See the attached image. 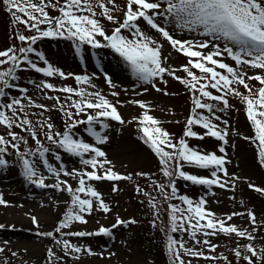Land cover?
<instances>
[{
    "label": "rangeland",
    "instance_id": "rangeland-1",
    "mask_svg": "<svg viewBox=\"0 0 264 264\" xmlns=\"http://www.w3.org/2000/svg\"><path fill=\"white\" fill-rule=\"evenodd\" d=\"M34 2L40 3V0H34ZM45 2L47 3L48 0ZM51 3L56 4L57 7H49L46 10L51 17H58L60 15L58 8L65 3V0H51ZM92 3L96 12L95 18L103 25L105 32L111 34L112 30L123 22L127 0H114L112 3L104 0V3L112 9L116 22L109 21L101 15L102 9L97 0H92ZM164 7L166 5H162V9ZM156 19L175 39L193 43L207 41V48L198 49L205 54L214 50V44L219 45L221 51L224 50L225 45L233 47L234 51H239L238 45L203 35L202 29L196 31L181 29L171 17ZM138 24L141 30L162 45V65L174 70L176 76L186 77L187 74L182 70V66L188 64L189 58L173 49L169 42L151 29L143 19L139 20ZM47 28V24L40 25L41 30ZM18 34L38 35L35 29L29 30L23 24L14 23L6 5L0 0V51L13 46L17 49L26 47L27 42L19 41ZM122 34L131 38L128 30H122ZM97 39L102 44L107 43L102 37L97 36ZM77 44L78 41L66 37H43L37 40L33 45L36 52L29 53V59L40 67L47 66L46 60L54 68L64 72L65 77L58 74L47 77L30 68L25 62L16 70L18 78L11 81L14 86L6 88L5 96L0 98V104L10 103L14 98L21 99L23 111L19 110V105L16 106V123L18 124L19 119L25 116L32 122L31 127L37 133L36 138L41 141L43 147L49 149L45 156H39L37 149L41 145H37L30 131L24 128L14 125L12 129H8L0 125V135L11 140L8 135L11 131L23 137V140H16L13 143L19 144V151L27 154L32 160L38 176L44 177L46 185L67 181L75 189L79 186L77 176H68L61 172V175L56 177L48 170L44 161L46 160L47 164H51L58 170L62 168L70 173L74 170L87 172L92 171L91 166L84 165L81 161L91 158L94 154L86 153L81 158L66 152L46 139L45 133L49 130L46 127L42 128L41 124L51 123L53 133H63L68 130L66 125L72 120L86 121L88 114H95L94 109L77 114L75 108L71 107V102L79 100L80 97L64 93L59 89L72 87L77 91L84 88L89 93L100 92L117 107L125 122L121 124L111 118H100L99 122H94L92 126L107 137L102 144L89 134L86 123L76 125L71 130L72 134L75 138L82 139L105 152L106 156L99 158L111 161V165H105V169L111 167L120 175L131 176V179L87 181L102 194L110 211L105 213L100 210L98 202L93 198V211L90 214L84 213L87 223L73 222L69 228L62 230L63 233L76 231L96 233L101 227H107L111 229V235L94 234L76 237L56 233L53 239L41 233L55 232L66 212L72 208V194L67 190L40 187L29 182L23 174L20 156L8 145L6 153L3 154L7 164L0 166V194L7 202L5 205H0V226H2L0 227V248L4 249L0 252V264H173V258L167 247L169 237L183 241L185 247L194 248L203 253V256L193 257L181 250V258L186 264L189 261L191 264H248L244 256L250 253L245 249V245L252 244L258 252L264 249V193L255 190V188L264 189V164H261L259 160L258 141L253 142L255 133L247 117L246 104L239 96L231 93L226 95L228 107H225L221 101L202 98V102L214 105L213 111L209 113L207 109H197L196 114L210 116L219 130H226L228 142L225 144L207 135L204 139L186 138L190 147L202 153H216L218 156L225 157L224 167L227 169L228 176L225 177L223 172H218V175L222 182L227 181V186L221 188L218 185L193 184L174 175L171 180H174L177 189L176 196L166 200L158 185L163 184L165 191L170 195L171 180L163 175L159 157L150 145L145 143L138 119L145 109L134 102L142 101L147 105L149 114L160 121L159 126L170 134L173 142H178L184 135L187 120L193 115L192 109L195 105L192 91L167 73L162 79L154 77L150 82L141 80L132 72L124 58L111 48L97 49L84 44L80 46L81 51L78 53ZM37 53H42L44 60H41ZM18 55L22 54L18 53ZM244 58L251 59L247 56ZM216 59L222 60L238 71L246 72L245 80L253 93L262 86L259 81L249 77L264 76V70L251 68L248 65H238L226 52ZM10 66V63L0 66V70H6ZM192 71L197 76L201 75L198 69L193 68ZM76 76H88L90 83H78ZM109 78L111 84L108 83ZM44 83H52L55 90L43 88ZM233 87L243 95L249 94L242 85L233 84ZM157 88L161 91H157ZM23 89L27 91L24 92ZM208 90L214 95L223 94L216 89ZM114 92L118 95H112ZM199 95L197 91L196 96ZM49 97H59V101ZM61 104L64 105L65 111L73 112L72 118L67 117L65 111L60 110ZM36 105H44L45 108ZM0 110L12 116L10 110ZM103 123L108 124L107 129L102 127ZM193 131L199 135H204L206 132L200 125H193ZM221 147L225 149L223 153L219 151ZM183 170L189 174L211 178V173L215 169L211 167L202 169L185 164ZM99 171L103 172L104 169ZM141 173L145 175H140ZM250 184L254 187H249ZM114 187L118 190L113 191ZM138 187L141 191H137ZM61 188L66 186L61 184ZM144 193L149 195L146 196ZM80 195L85 198V194ZM181 196H187L193 200L194 204L204 199L206 201L204 207L219 219H226L232 213H243V215L233 216L227 224H234L242 230L246 229L255 239L248 240L246 237H237L235 234L229 236L218 233L216 236H204L198 233L196 240H209L217 246L213 251L203 243H195L191 238L190 230L185 232L181 228L172 232L171 205L187 208V205L180 200ZM153 203L156 205L155 208L152 207ZM249 212L255 215V224L251 222ZM32 217H36L37 223L32 221ZM118 220L125 222L135 220L136 223L118 224L112 227ZM184 227L187 225L185 224ZM65 239L73 245L91 249V254L87 251L65 252L62 244L57 242ZM237 246L242 253L240 257H237L233 251ZM49 249L55 253L54 256L49 255ZM252 259L253 264H264V260H261L259 256Z\"/></svg>",
    "mask_w": 264,
    "mask_h": 264
},
{
    "label": "snow or ice",
    "instance_id": "snow-or-ice-1",
    "mask_svg": "<svg viewBox=\"0 0 264 264\" xmlns=\"http://www.w3.org/2000/svg\"><path fill=\"white\" fill-rule=\"evenodd\" d=\"M6 5L7 11L11 14L14 23L23 24L27 29H35L38 35L25 36L18 34L17 38L21 42H27L26 47H20L19 49L9 47L6 50L0 51V66L5 64H11L6 70H0V98L5 96V89L11 88L14 85L11 81L16 80V70L23 63L34 69L36 72L43 73L47 77H51L54 74H58L61 77H65V73L54 68L52 64L45 60L46 67H40L37 63L29 59V53L36 52L33 47L37 40L43 37H66L70 40L78 41L76 51H81V45L87 44L93 48L108 47L119 53L121 57L129 64L132 72L144 81H151L154 77L163 78L167 73L174 79L180 81L187 86L193 93V103L195 107L192 109L193 115L186 122V130L183 137L178 142H173L170 134L162 129L160 121L149 114L147 105L142 101H135L142 109H145L143 115L139 117V123L141 125V131L145 143L149 144L155 154L159 157L162 165L163 175L171 178L175 175L186 181H190L193 184L198 185H218L221 188L227 186V181L222 182L218 172H223L224 176H228L227 169L224 167L226 160L224 156H218L216 153H202L201 151L190 147L187 141V137H195L198 139H204V136L214 137L219 141H223L227 144V131L219 130L218 126L212 122L210 116L196 114L197 109H207L209 113H212L214 105L207 102H202V98H208L212 101H221L228 107V100L226 95L231 93L232 95L239 96L241 101L246 104V113L248 120L251 122L255 136L253 142L258 141L259 147V160L261 164H264V76L254 75L249 79H254L260 82L262 85L257 92L253 93L249 84L245 80L246 72L238 71L236 68L216 59V57L223 56L226 52L238 65H248L251 68L264 70V0H127L126 12L124 19L119 26L114 28L111 34H107L103 25L98 19H96V12L93 7L92 0H65V3L58 8L60 15L58 17H51L46 10L49 7L56 8L57 5L51 3L48 0H40V3H35L34 0H2ZM99 7L102 9L101 15L107 18L109 21L116 22L115 17L112 15V9H110L104 0H97ZM110 3L114 0H109ZM162 5H166L162 9ZM135 6V8L133 7ZM86 13V14H85ZM157 17L172 18V21L177 23V26L181 29H187L189 31H196L202 29V34L211 36L214 40H225L233 45L239 46V51H234L233 47L225 45L223 51L220 50V46L213 45L214 50L205 54L198 49H205L208 47V42L193 43L192 41H181L175 39L172 34L160 23L157 22ZM143 19L151 29L159 33L171 47L189 58L187 65L182 66V70L187 74L186 77H180L175 75V71L166 68L162 65L161 48L162 45L141 30L138 21ZM47 24L46 30H41L40 25ZM122 30H128L131 38L122 34ZM97 36L102 37L107 43H101L97 39ZM22 54V55H18ZM243 54V55H242ZM41 60H44L42 53H37ZM244 56L251 57V59H245ZM195 58V59H193ZM211 65V66H209ZM198 69L201 73L197 76L192 69ZM217 69L225 70L224 72ZM76 81L81 84H89L90 77L88 76H76ZM108 83L111 84V79H108ZM233 84L242 85L247 91L248 95H243ZM45 89H54L52 83H44L42 85ZM219 90L222 95H214L208 89ZM64 93L78 95L79 100H73L71 107L75 108L76 113H84L87 110L94 109L95 114H88L87 120H72L71 123L66 125L67 131L60 133H53V124L46 123L41 124V127H46L49 131L45 133L46 139L54 144H57L60 148L66 152L83 158L86 153H93L91 158L82 159V164L90 165L92 171L87 172H67L64 169H57L51 164H47L48 170L56 177L61 175L77 176L78 187H73L67 183V181L58 182L55 185H46L44 183V177L38 176L37 169L27 154L19 151V144L13 143L16 140H23L17 133L9 131L8 135L11 140L5 138L4 135H0V166L7 164V161L3 158V154L6 153L8 145L16 150L20 156L23 166V174L27 180L40 187H55L60 190H67L72 194L71 204L72 208L69 209L64 218L59 222L55 232L41 233L48 237L55 239L56 233L62 235H71L76 237H84L90 235H111V229L107 227H101L98 232H84L76 231L63 233V229L69 228L73 222H79L86 224L84 213H91L93 211V198L98 202L99 209L105 213L110 211V207L102 198V194L97 191L95 187L87 183V181H119L130 180L131 176L120 175L113 171L111 167L105 169V165H111V161L107 159H99L105 157L106 154L99 147H95L90 143H86L84 140L75 138L72 134V129L78 124H87V131L93 136L99 143H105L107 137L103 136L101 132L97 131L92 125L94 122H99L100 118H111L123 124L125 121L122 119L117 107L110 102L100 92L89 93L84 88H80L78 91L72 87H63L59 89ZM157 91L161 89L157 88ZM22 91L26 92V89ZM199 92V96H196V92ZM167 94V93H165ZM116 96L118 93H112ZM49 99H56L59 101V97H49ZM20 106V111H23V105L21 99H12L10 103L0 104V109H8L12 112V116L6 114L4 110H0V125L6 126L8 129H12L13 126L24 128L26 131H30L31 136L36 139L37 145H41L37 149L39 156L44 157L45 153L49 151L48 148L43 147L41 141L37 139V133L32 130V122L25 116L19 119V123H16L17 108ZM40 108H45L44 105H36ZM60 110L65 111L64 105H60ZM223 111L224 109H220ZM65 115L69 118L73 117V112L65 111ZM218 119V117H216ZM193 125H200L206 130L204 135H199L193 131ZM104 129L108 128V124L103 123ZM26 142V141H25ZM221 153L225 151L223 147L219 149ZM36 155V153H32ZM59 159V157H57ZM188 164L197 168L208 169L214 168L211 173V178L197 176L185 172L184 165ZM100 169H104L100 172ZM145 175V174H140ZM61 184L66 188H61ZM235 186L234 184L232 185ZM249 187H254L249 185ZM160 192L164 195L166 200L174 198L176 196L177 189L175 187L174 180H171L170 188L171 194L165 191L163 184L158 185ZM115 187L113 191H116ZM256 191L264 193V189L255 188ZM137 191H141L138 187ZM80 194H85V198H82ZM144 195H149L144 193ZM183 201L187 208H178L176 205H171V231L175 232L181 228L185 232L190 230L191 238L195 243H203L207 245L213 251L217 247L209 240H196L198 233L204 236H216L218 233L226 235L235 234L237 237H246L248 240H254L255 237L251 232L246 229H239L234 224H227V221H231L233 216L243 215V213H232L228 215L226 219L216 218L215 214L208 211L204 205L206 201L201 199L194 204L193 200L187 196L179 197ZM7 202L4 200L3 195L0 194V205H5ZM152 207L156 205L153 203ZM158 214V210H157ZM248 216L253 224L256 222V217L252 212L248 213ZM32 221L37 223L36 217H32ZM132 223L135 224V220L125 222L118 220L117 224L112 227H116L118 224ZM155 224V222H153ZM187 227H184V225ZM2 227V226H0ZM62 244V248L65 252L69 253H81L87 251L91 254V249H84L80 246L71 244L68 240L57 241ZM168 250L173 258V264H186L185 260L181 258V250L184 253L193 256H203L201 251L194 248H187L183 241H177L172 237L168 240ZM250 255L244 256V259L248 261V264H253V257L259 256L261 260H264V249L259 252L252 244L244 246ZM4 249L0 248V252ZM234 254L237 257L242 255L239 246L233 249ZM49 255L54 256L55 253L49 249ZM225 259H227L225 257ZM191 264V262H187Z\"/></svg>",
    "mask_w": 264,
    "mask_h": 264
}]
</instances>
